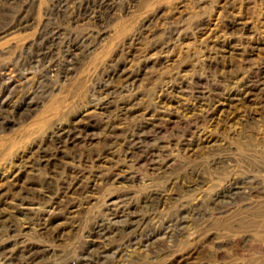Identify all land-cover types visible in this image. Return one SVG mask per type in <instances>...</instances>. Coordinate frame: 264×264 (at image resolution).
<instances>
[{
    "label": "rangeland",
    "instance_id": "obj_1",
    "mask_svg": "<svg viewBox=\"0 0 264 264\" xmlns=\"http://www.w3.org/2000/svg\"><path fill=\"white\" fill-rule=\"evenodd\" d=\"M0 264H264V0H0Z\"/></svg>",
    "mask_w": 264,
    "mask_h": 264
}]
</instances>
